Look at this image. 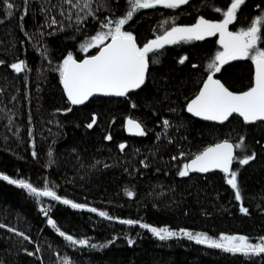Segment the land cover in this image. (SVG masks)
<instances>
[{
  "label": "trees",
  "instance_id": "obj_1",
  "mask_svg": "<svg viewBox=\"0 0 264 264\" xmlns=\"http://www.w3.org/2000/svg\"><path fill=\"white\" fill-rule=\"evenodd\" d=\"M12 2L16 7L8 17L5 0H0V61L4 62L0 64V173L36 187H52L62 198L98 211L35 197L0 178V224L7 225L0 227V264H64L65 257L74 264H264V254L227 253L185 236L161 241L141 227L147 223L213 238L244 235L250 243L264 237V121L246 123L233 114L215 123L186 110L220 47L216 37L186 46L188 59L183 64L178 59L179 44L150 53L145 84L127 96L96 95L72 105L57 69L69 52L78 60L95 53L98 48L84 52L80 44L106 31L101 25L108 19L122 18L126 0H91V9L83 11L81 0ZM228 7L230 0H189L178 8L157 5L139 10L124 30L143 46L173 25H192L201 16L220 21ZM262 10L264 0H245L229 29H247L256 16H264ZM53 18L58 23L52 24ZM259 47L264 48V41ZM20 60L27 68L17 73L11 64ZM216 75L236 91L251 85L254 73L249 59H237ZM93 115L96 124L88 128ZM129 116L142 123L146 135L126 133L124 121ZM164 119L170 122L167 128ZM109 135L111 140L106 139ZM241 137L245 149H238L236 155L256 154L247 165L233 162L242 201L235 199L221 171L178 175L183 164L207 145L222 139L237 143ZM120 144L126 147L121 150ZM241 205L248 208L247 214L240 211ZM42 207L61 231L107 247L70 245L47 224ZM99 211L113 219L99 216Z\"/></svg>",
  "mask_w": 264,
  "mask_h": 264
},
{
  "label": "snow or ice",
  "instance_id": "obj_2",
  "mask_svg": "<svg viewBox=\"0 0 264 264\" xmlns=\"http://www.w3.org/2000/svg\"><path fill=\"white\" fill-rule=\"evenodd\" d=\"M67 3L72 4L73 0H67ZM81 3L83 5L81 11L91 9V0H81ZM188 3L189 0H126V14L122 18L108 19L101 25L106 31H99L80 44V48L84 52H88L92 48H98V54L78 61L69 52L57 69L70 103L72 105H82L90 97L98 94L127 96L131 90L139 89L145 84L150 53H158L166 45L203 40L205 37L219 34V43L223 51L216 52L214 58L207 64V78L204 80L203 87L198 95L187 104V111L208 121L224 122L233 114H238L246 123L264 121V49L259 47V44L264 41V36L261 34V29L264 27V16H256L247 29L241 28L238 31H229V25L236 20L237 10L245 3V0H230V7L223 11V18L218 22L207 20L201 16L191 26H170L162 34L144 43L143 46L137 44L136 37L132 32L124 30V26L133 19L134 14L139 10L154 8L157 5L178 8ZM75 6L80 8V4ZM15 7L16 5L12 0H5L6 16L11 17ZM215 11L220 12L221 9L216 8ZM88 14L93 15L91 11ZM51 23L56 24L58 22L53 18ZM109 40L110 42L106 43ZM245 58L251 59L255 64V83L248 91L232 92L219 79L214 78L217 73L221 72L222 66L229 61ZM187 59V56L182 57L179 63L183 64ZM2 63L4 62L0 61V64ZM193 67L196 66L193 65ZM11 68L17 73L23 72L27 68L26 62L20 60L11 64ZM68 111H71V109H68ZM162 123L165 128L170 124L168 119H164ZM95 124L96 117L93 115L87 127L92 128ZM127 129L130 133L139 136L146 135L142 123L132 118L127 121ZM106 139L111 140L112 137L109 135ZM119 147L123 150L126 145L120 144ZM238 149H245L243 137L237 143L225 139L213 146L206 147L196 154L190 162L183 164L178 175L186 177L192 172L208 173L219 169L227 175L226 183L234 190L235 199L242 201L243 198L238 184V172L232 169V165L234 161H238L241 165H247L255 159L256 154L253 152L237 156L236 151ZM32 155L35 157L37 153L33 151ZM51 155L52 153L49 152V156ZM184 155V153H181V156ZM173 159L175 160L177 157H173ZM0 178L12 185L26 189L29 194L35 197H51L54 201H61L64 205H70L73 209L87 208L88 211L93 213L98 211L94 207L89 208L86 204L62 198L52 187H36L25 179H12L3 173H0ZM127 195L133 196L134 193L127 191ZM41 211L48 217L47 224L55 229L61 237H64L70 245L86 246L93 249L107 247V244L91 243L89 238H76L61 231L60 227L57 226V221L49 215V210L42 207ZM240 211L247 214L249 210L241 205ZM98 214L109 220L113 219L105 211H99ZM121 223L132 225L138 223V221L123 220ZM0 227H7V225L0 224ZM141 227L149 229L161 241L185 236L198 244L222 249L227 253H239L246 257L264 254V237L260 238L259 243H250L249 238L244 235L221 234L219 238H213L203 232L193 233L184 229L177 231L168 227H153L147 223L142 224ZM8 230L16 232L15 228H8ZM18 234L24 236L22 232ZM128 243L131 244L133 241L129 240ZM64 264H74V262L65 257Z\"/></svg>",
  "mask_w": 264,
  "mask_h": 264
},
{
  "label": "water",
  "instance_id": "obj_3",
  "mask_svg": "<svg viewBox=\"0 0 264 264\" xmlns=\"http://www.w3.org/2000/svg\"><path fill=\"white\" fill-rule=\"evenodd\" d=\"M108 42H110V40L109 41H106V43H108ZM98 51H99V49H97V51L95 52V53H93V54H86L83 58H81V59H77L78 61H81V60H83V59H85V58H87L88 56H91V55H96V54H98ZM253 64H254V62H253ZM206 78H207V76L204 78V80H206ZM215 79H219L220 81H221V79L216 75L215 77H214ZM204 80L202 81V83H201V85H200V87H199V89H198V91H197V93L187 102V104L188 103H190V101L192 100V99H194L195 98V96L196 95H198V93H199V91H200V89L203 87V82H204ZM222 82V81H221ZM61 83H62V80H61ZM223 83V82H222ZM254 83H255V64H254V78H253V84L249 87V88H247V89H244V90H239V91H235V90H231V89H229L224 83V85H225V87H227L230 91H232V92H235V93H240V92H244V91H248L252 86H254ZM62 86H63V83H62ZM64 89V88H63ZM132 91V90H131ZM64 92H65V90H64ZM65 95H66V97H67V94H66V92H65ZM99 96H105V95H101V94H98ZM94 96H96V95H94ZM91 98V97H90ZM70 102V101H69ZM186 110H187V105H186ZM188 112V111H187ZM188 114H190L191 116H193V117H195V118H198V119H201V120H204V121H208V120H205V119H203L202 117H197V116H195L194 114H192V113H189L188 112ZM236 115H238V114H236ZM239 116V115H238ZM129 118H132V117H127L126 119H125V121H124V129H125V131H126V133L128 134V135H132V136H134V135H136V134H134V133H130L129 131H128V129H127V121H128V119ZM132 119H134V120H136L135 118H132ZM138 121V120H137ZM210 122H215V123H223V122H219V121H210ZM225 122V121H224ZM257 122V121H256ZM253 123V122H252ZM223 140H225V139H222V140H219V141H217V142H214V143H212V144H209V145H207L206 147H209V146H213L214 144H216V143H220V142H222ZM229 140V139H228ZM230 142H232V143H234L232 140H229ZM206 147H204V148H206ZM203 148V149H204ZM202 149V150H203ZM201 150V151H202ZM201 151H199V152H201ZM198 152V153H199ZM197 153V154H198ZM196 155V154H195ZM194 155V156H195ZM193 156V157H194ZM193 157H191L188 161H187V163L188 162H190V160L193 158ZM233 166V165H232ZM212 171H221V170H219V169H216V170H212ZM222 172V171H221ZM192 173H199V172H192ZM225 174V173H224Z\"/></svg>",
  "mask_w": 264,
  "mask_h": 264
},
{
  "label": "flooded vegetation",
  "instance_id": "obj_4",
  "mask_svg": "<svg viewBox=\"0 0 264 264\" xmlns=\"http://www.w3.org/2000/svg\"><path fill=\"white\" fill-rule=\"evenodd\" d=\"M192 24H194V23H192ZM230 26V25H229ZM244 29H246V28H244ZM230 30V29H229ZM231 31H235V30H231ZM215 37H216V39H217V41L219 42V40H218V37H217V35H215ZM195 41L196 40H194V41H191V42H180V43H177V44H173L174 46H176V45H178L179 46V53H180V55H179V57H178V59L180 60L182 57H185V56H187V52H185V50H183V49H185V47L186 46H188V45H191V44H193V43H195ZM220 44V43H219ZM166 46H172V45H166ZM181 48V49H180ZM220 48V47H219ZM264 49V48H263ZM219 50V49H218ZM156 57V55H154V58ZM245 59H248V58H245ZM250 60V63H251V67H252V70H253V73H254V64H253V61L251 60V59H249ZM253 78H254V75H253ZM253 84V83H252ZM251 84V85H252ZM251 85H249L247 88H249ZM246 88V89H247ZM244 90V89H243ZM236 91H239V90H236Z\"/></svg>",
  "mask_w": 264,
  "mask_h": 264
},
{
  "label": "rangeland",
  "instance_id": "obj_5",
  "mask_svg": "<svg viewBox=\"0 0 264 264\" xmlns=\"http://www.w3.org/2000/svg\"><path fill=\"white\" fill-rule=\"evenodd\" d=\"M198 20H199V19H198ZM198 20H197V21H198ZM197 21H196V22H197ZM196 22H195V23H196ZM213 22H218V21H213ZM195 23H194V24H195ZM192 25H193V24H192ZM187 26H191V25H187ZM229 31H231V30H229ZM237 31H238V30H237ZM217 37H218V40H219V39H220V38H219V34H217ZM262 49H263V48H262ZM218 51H223V48H222L221 45H220V48H219ZM218 51H217V52H218Z\"/></svg>",
  "mask_w": 264,
  "mask_h": 264
}]
</instances>
